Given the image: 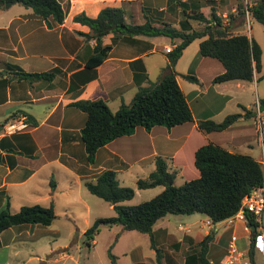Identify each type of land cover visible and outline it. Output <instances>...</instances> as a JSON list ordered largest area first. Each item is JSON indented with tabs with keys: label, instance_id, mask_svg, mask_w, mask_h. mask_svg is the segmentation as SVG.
Segmentation results:
<instances>
[{
	"label": "crops",
	"instance_id": "0c3cea01",
	"mask_svg": "<svg viewBox=\"0 0 264 264\" xmlns=\"http://www.w3.org/2000/svg\"><path fill=\"white\" fill-rule=\"evenodd\" d=\"M65 1L68 2V8L60 24L37 17L23 5L24 10L19 8L10 13V9L19 4L17 1H8L12 3L4 6V9L2 6L7 2L0 6V209L7 201L13 212L21 206L34 204H52L54 208L56 193L63 188L80 186L85 181H91L90 178L96 179L107 169L117 173L130 169L134 164H144L153 155L161 156L166 161L170 159L171 165L181 173L185 164L196 172L194 152L208 142L234 153L246 149L242 154L251 155L264 167L263 148L258 155L254 154V143L262 139L256 124L257 118L254 113L247 116L241 107L253 112V89L257 88L259 92L260 83L264 80L259 78L264 73V45L253 35L252 26L248 33L244 29L247 18H252L249 15L242 23L234 21L231 30L233 33H246L261 48V68L254 73L252 81L213 83V78L222 73L224 68L218 60L199 55L201 39H194L183 49L174 69L177 83L192 113L191 121L169 129L161 125L149 131L137 127L132 134L118 137L97 149L93 162L89 163L80 140V129L86 121V115L72 105L78 100L100 98L115 111L122 102L131 101L139 86H147L165 73L168 58L164 47H173L179 42L178 39L172 41L165 36H137L135 40L121 37L113 42V35L109 33L102 37V44L111 46L108 56L96 67H87L86 61L93 54L95 40L87 39L82 34L88 33L90 29L86 24L75 22V15L84 13L96 17L106 6H122L127 21L133 19L142 23L148 18L153 25L167 23L179 29L183 10L200 11L209 17L212 8L226 22L229 14L235 15L237 8H241L238 0ZM193 22L198 23V27L202 26L200 22L192 20L193 27ZM192 45L193 55L185 65L179 67L180 59L192 49ZM155 54H160L161 62L150 59ZM21 72H46L50 75L22 76ZM152 72L155 77H151ZM187 74L196 77L197 81L185 78ZM261 90L260 94L264 96V87ZM231 113H239L240 116L221 131L205 132L198 128L199 121L220 122ZM22 121L26 126L20 130L12 132L6 128L9 124ZM262 141L261 147L264 138ZM181 155H185V162L181 160ZM199 223L198 231L191 232L187 228L179 235L169 231L167 226L159 227L163 229L161 240L168 241L169 247L172 246L170 248L177 252L180 246L177 248L176 243L181 245L185 234L189 235L186 238L188 241H196L198 233L211 234L208 261L224 258L233 234L237 236L236 243L249 244L250 231L245 218H236L230 227L224 225L222 233L217 232V223H212L207 217L199 219ZM50 225L21 224L3 230L0 233V249L9 250V253L0 264H30L31 260L47 264L48 256H43L45 251L40 250L24 260L21 248L23 243H36L37 236L51 233ZM177 230L182 231L179 228ZM257 231L259 234L254 254L255 250L264 254V214L259 220ZM174 239L175 243L172 242ZM217 239L223 243L222 249L211 258L210 254L219 244ZM50 250L53 251L52 247ZM61 250L66 251L63 248ZM172 250L168 253H172ZM64 251L58 253L60 257L68 254ZM131 257L130 264L140 258L132 254ZM166 257L168 262L171 256Z\"/></svg>",
	"mask_w": 264,
	"mask_h": 264
},
{
	"label": "trees",
	"instance_id": "16d2710c",
	"mask_svg": "<svg viewBox=\"0 0 264 264\" xmlns=\"http://www.w3.org/2000/svg\"><path fill=\"white\" fill-rule=\"evenodd\" d=\"M14 0H0V6ZM26 8H30L37 17L60 24L63 22L68 8L65 0H16ZM236 14H229L226 22L211 8L209 17L200 11H182L183 19L180 28H174L164 23L161 26L145 18L142 23L126 20L122 6H106L96 17L86 16L84 13L73 17L75 22L86 24L90 31L82 33L87 39H94L93 54L87 59V67H96L108 56L110 45L102 44V37L112 33V41L121 37L137 36L157 37L165 36L170 40L178 39L169 52L166 71L155 82L147 86H139L129 103L122 102L112 111L103 99L78 100L72 105L83 111L86 121L80 129V140L86 152V161L92 163L97 149L112 140L130 135L137 127L146 131L156 125L167 129L189 122L192 113L186 98L179 87L174 67L183 49L194 39H201L198 53L203 57L218 60L224 70L212 80L213 83L242 80L250 82L254 73L261 68V48L256 40L246 33H233L231 24L234 21L243 22L246 12L255 21L264 26V0H247ZM202 24L199 29H188L191 21ZM192 27V26H191ZM187 29V30H186ZM149 45V44H148ZM22 76H47L50 73H20ZM190 81H197L192 75H184ZM264 78V73L259 77ZM247 116L253 114L241 106ZM258 109L264 110V97L258 99ZM239 113H231L220 122L202 120L198 122L201 131H221L238 118ZM155 167L146 177L136 180L137 189H147L162 186L163 189L154 197L135 205L121 204L134 195V189L121 185L116 172L107 169L102 171L94 181H85L84 186L91 193L112 205L115 214L98 217L84 231L86 243L90 245L98 234L101 226L112 227L120 225L123 230H135L149 234L151 247L156 250V260L162 264L163 254L153 243V227L157 221L168 214L199 213L207 217L212 223H218L235 215L241 208L242 200L253 189L264 186V169L260 161L248 154L234 153L220 145L208 142L199 146L194 152V167L197 176L177 185L174 182L175 173L169 169L167 161L161 156L154 159ZM56 218L53 205L40 204L24 205L17 211H11L8 201L0 209V233L14 225L41 224L50 225ZM246 226L250 237L247 254L251 264H254L253 254L258 236L259 220L248 212H244ZM252 226L255 230L252 231ZM192 245L199 246L189 249L184 254L183 264H209L207 253L211 234L199 236ZM175 240V239H174ZM177 248L180 243H176ZM109 264H117L116 256L107 252ZM168 260L167 264H174ZM133 264H145L134 261Z\"/></svg>",
	"mask_w": 264,
	"mask_h": 264
},
{
	"label": "rangeland",
	"instance_id": "374dc122",
	"mask_svg": "<svg viewBox=\"0 0 264 264\" xmlns=\"http://www.w3.org/2000/svg\"><path fill=\"white\" fill-rule=\"evenodd\" d=\"M238 1L243 7L247 3V0ZM4 6H6V4L3 5L2 8ZM19 8H21V10H24V7H22V5L19 3L11 8L9 12L14 13ZM4 12H6V10H4ZM246 18L247 15H245L244 20ZM193 24L195 27H193L191 24L192 27L190 26V28H188L189 30L200 28L198 27V23L193 22ZM251 26L252 33L255 38L258 41H261V43L264 45V26L254 19L248 17L244 25V29L247 33L248 31H251ZM191 48L192 49L188 50L186 55H184L180 59L179 67L185 65L193 55V45ZM150 59H154L155 61L158 60L160 62L162 60L160 54H155L151 56ZM153 72H155V69H153ZM153 72L151 73V77H155V74ZM263 87L264 80H262V82L260 83L259 92L257 88L253 89L252 105L255 106L253 107L255 119L257 118L258 99L264 97L260 94ZM260 112L262 115H264V110ZM261 138V141L259 140V143H257L258 145L254 143L256 149V152L254 153L255 155H258L260 153L261 148H263L264 151V145L263 147H261V142H263L262 140L264 136H262ZM246 151V149H243L241 150V153H244ZM159 153L161 155H168L162 154L163 152ZM155 157L156 155H153L152 157L148 158L146 162H144V164H134L130 169H123L116 173V177L119 180V183L121 185L132 187L135 192L131 199L122 201L120 202L121 204L135 205L154 197L160 191H162V186H156L147 189H137L135 184L137 178L146 177L149 172L154 169ZM181 160L185 162V155H181ZM167 164H169V169L175 173L174 182L177 185H180L184 183V181L193 178V175L197 176V172L189 168L188 164H185V168L183 169L182 173L179 172L175 166L171 165L170 159L167 160ZM94 165L96 166L97 162H95ZM90 179L91 181H94L95 178ZM54 212L56 218L50 225L51 233L37 236L36 243H34L33 241L22 244L21 249L23 251L22 255L24 256V260H27L30 256H33L35 255V253H39L40 250H42V252L45 251V254H43L44 258L48 256L47 264H109L107 252L109 247L111 246V252L116 256L117 264H130L132 258L131 254L133 255V257L137 256L139 258L140 256L138 261H143L145 264H158L156 260V250L151 247V239L149 234L141 233L135 230H123L120 225H115L112 227L101 226L93 242L90 243V245L86 243V238L83 233L93 223V221L98 217L112 216L115 214V211L110 203L94 194H91L85 188L83 183L80 186L74 185L70 189L63 188L61 192H57L55 197ZM201 218L206 217L199 213L168 214L163 219L157 221V223L154 225L153 230V243L154 246L158 250H160L162 254H164V257L161 258L162 264L168 263L166 261L167 255L171 256L170 258L172 259V263L183 264L184 254L189 249L191 250L192 246L193 248L195 247V249H199V246L198 244L196 246L192 245V243L194 244L197 241H194V239L188 241V239L186 238H188L189 235L185 234L182 239L183 243L180 245V249L177 252L175 250L173 251L171 249L173 247H169L168 241L167 243L165 241L162 242L161 231L163 229H159V227L164 228V226H167L169 231L176 233L177 235L181 233L183 234V232L186 231L187 228L191 229V232H194L199 230V219ZM180 226H182V229L180 228ZM217 227L218 233H222L225 230L223 222L217 223ZM177 228L182 231H178ZM199 236H202V234H196V239H200ZM172 242L175 243L176 240H173ZM216 242L219 244H216L217 248L213 249L212 254H210L209 257L211 258L222 249L221 245H223V243L219 242V239H217ZM237 245L243 251L248 249V246H246L245 244H241L238 241ZM51 247L53 251L50 250ZM61 248L65 249L66 251L61 250ZM171 250L172 253L169 254L168 252ZM61 251H64L68 254L60 257L58 253ZM8 253L9 250L3 248L0 249V263L5 255L8 256ZM51 256L52 258H50ZM53 258H56V260H54ZM254 260L256 264H264V254L261 253V251L255 250ZM30 264H39V260H31Z\"/></svg>",
	"mask_w": 264,
	"mask_h": 264
},
{
	"label": "built area",
	"instance_id": "2783aa9c",
	"mask_svg": "<svg viewBox=\"0 0 264 264\" xmlns=\"http://www.w3.org/2000/svg\"><path fill=\"white\" fill-rule=\"evenodd\" d=\"M248 15V12H246ZM172 46H165L164 51L169 52ZM24 121L17 122V124H9L6 128L9 131H17L25 127ZM257 126L258 132L264 136V115L261 114L260 110L257 108ZM244 212L253 214L256 220H260L261 216L264 214V186L253 189L249 195L245 196L242 200V205L240 210L233 216L223 220L224 225L230 227L236 218H244ZM209 225V223H208ZM182 228V226H180ZM237 236L233 234L230 237L226 248V254L222 260L219 261H209V264H251L247 251L241 250L237 243Z\"/></svg>",
	"mask_w": 264,
	"mask_h": 264
},
{
	"label": "water",
	"instance_id": "95a60500",
	"mask_svg": "<svg viewBox=\"0 0 264 264\" xmlns=\"http://www.w3.org/2000/svg\"><path fill=\"white\" fill-rule=\"evenodd\" d=\"M14 2H16V0H14ZM9 3H12V2H7V3H6V6L9 5ZM254 230H255V227L252 226V231H254Z\"/></svg>",
	"mask_w": 264,
	"mask_h": 264
}]
</instances>
